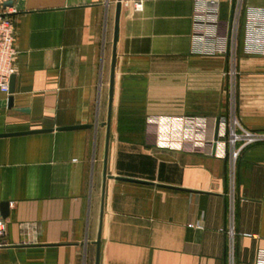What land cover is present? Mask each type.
Segmentation results:
<instances>
[{
  "label": "crops",
  "instance_id": "crops-1",
  "mask_svg": "<svg viewBox=\"0 0 264 264\" xmlns=\"http://www.w3.org/2000/svg\"><path fill=\"white\" fill-rule=\"evenodd\" d=\"M117 4H14V87L0 91V135H10L0 137V264H231L230 229L232 264H256L264 143L242 150L234 175L208 150L228 116L225 100L211 104L224 85L210 61L225 57L192 53L193 0H121L108 128ZM238 118L264 132V103ZM80 126L91 128L60 130ZM40 130L53 131L29 133Z\"/></svg>",
  "mask_w": 264,
  "mask_h": 264
},
{
  "label": "built area",
  "instance_id": "built-area-1",
  "mask_svg": "<svg viewBox=\"0 0 264 264\" xmlns=\"http://www.w3.org/2000/svg\"><path fill=\"white\" fill-rule=\"evenodd\" d=\"M17 0H0V91L10 94L15 75L16 51L13 17L18 14ZM195 4L192 53L201 57L237 58L238 49L249 57H264V8L247 6L248 0H226L229 3V19H221L223 0H193ZM234 3V4H233ZM11 4V5H9ZM233 4V5H232ZM140 11L143 4L138 2ZM242 34V43H241ZM218 139L213 138L208 149L210 154L228 157L231 174L234 175L237 160L248 146L264 143V132L251 131L234 115L219 118ZM217 122V120H216ZM216 128V124H215ZM215 133V129H214ZM215 137V134H214ZM192 150L195 148L191 147ZM227 150V152H226ZM233 220V215L231 214ZM7 222L0 211V241L6 237ZM231 264L234 256V231L230 229ZM250 237V235H245ZM256 264H264V250L259 252Z\"/></svg>",
  "mask_w": 264,
  "mask_h": 264
},
{
  "label": "rangeland",
  "instance_id": "rangeland-1",
  "mask_svg": "<svg viewBox=\"0 0 264 264\" xmlns=\"http://www.w3.org/2000/svg\"><path fill=\"white\" fill-rule=\"evenodd\" d=\"M224 19L228 18L227 1L223 0L222 4ZM219 61L211 60V68L223 69L222 80L224 85V93L221 95L216 91L212 95V107L217 108L218 105L226 102V110L228 115H235L238 118L241 106L251 107L253 104L264 103V58L245 57L242 56L238 49L237 58ZM222 71V70H221Z\"/></svg>",
  "mask_w": 264,
  "mask_h": 264
},
{
  "label": "water",
  "instance_id": "water-1",
  "mask_svg": "<svg viewBox=\"0 0 264 264\" xmlns=\"http://www.w3.org/2000/svg\"><path fill=\"white\" fill-rule=\"evenodd\" d=\"M9 5H11V4H9ZM120 12H121V0H118L117 13H116L115 38H114V46L115 47H114L113 64H112V74H111V84H110V111H109V121L107 123L108 128H110V122H111V106H112V99H113V85H114V75H115L116 44H117L118 35H119V18H120ZM13 87H14V76H13L12 81H11V90H10V93L13 91ZM219 123H220V120H219V118H217L216 128H215V137H214L215 141H217V139H218ZM89 128H91V126L60 128V130H78V129H89ZM51 131H53V130H40V131H32V132H29V133L36 134V133L51 132ZM11 135H20V134H11ZM5 136H10V135H0V137H5ZM126 180H128V181H134V180H131V179H126ZM8 205L9 204H3L2 207H1V212H2L3 217H6V215H7ZM99 244H100V242L98 241L97 242V245L99 246ZM97 264H99V261L97 262Z\"/></svg>",
  "mask_w": 264,
  "mask_h": 264
}]
</instances>
